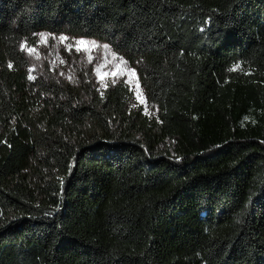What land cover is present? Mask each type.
<instances>
[{
    "label": "trees",
    "instance_id": "obj_1",
    "mask_svg": "<svg viewBox=\"0 0 264 264\" xmlns=\"http://www.w3.org/2000/svg\"><path fill=\"white\" fill-rule=\"evenodd\" d=\"M41 33L107 44L159 120L29 81ZM0 264H264V0H0Z\"/></svg>",
    "mask_w": 264,
    "mask_h": 264
},
{
    "label": "rangeland",
    "instance_id": "obj_2",
    "mask_svg": "<svg viewBox=\"0 0 264 264\" xmlns=\"http://www.w3.org/2000/svg\"><path fill=\"white\" fill-rule=\"evenodd\" d=\"M59 37L61 36L48 34L42 40L38 35L37 44L32 47L35 51L30 55L26 49L24 50L29 64L28 70L35 69L31 74L36 79H50L67 84L74 89H84L89 86L99 93L118 85H124L131 94L129 109H140L142 116L152 121L159 120V110L147 102L137 73L132 75L129 72V69L134 67L122 57L116 54L114 56L109 46L105 49L102 47L104 43L97 41L95 44L91 43L94 40L67 37L66 40L61 41ZM79 40L88 43L77 45L75 42ZM69 44L72 45L71 51L67 48ZM77 48L81 50L77 51ZM62 60L64 63H61ZM98 73L105 74L102 80L98 79ZM101 84L105 87H101ZM171 148L172 143L165 141L155 148L154 153L172 155Z\"/></svg>",
    "mask_w": 264,
    "mask_h": 264
},
{
    "label": "snow or ice",
    "instance_id": "obj_3",
    "mask_svg": "<svg viewBox=\"0 0 264 264\" xmlns=\"http://www.w3.org/2000/svg\"><path fill=\"white\" fill-rule=\"evenodd\" d=\"M39 35H40V37H41L42 40L45 39V38L48 36V34H46V33H41V34H39ZM59 39H60L61 41H64V40L67 39V37L61 36V37H59ZM75 43H76L77 45H84L85 43H88V42L83 41V40H79V41H76ZM91 43L95 44V41H92ZM71 47H72L71 44L67 45V48H68L69 51H71ZM102 47H104L105 49H107V48H108V45H107V44H104ZM20 48H21V50H25V49H26V51H27L30 55L35 51L32 47H27V45L24 44V43H22V44L20 45ZM80 50H81L80 48H77V51H80ZM113 55L115 56V53H113ZM121 59H122V58H121ZM61 63H64V61L62 60ZM138 63H139V62H138ZM8 67H9V69H11V68L13 67V65H12L11 62L9 63ZM239 67H240V65H239V64H236V65L234 66V68H233V69H229V71L235 70L236 68H239ZM34 70H35L34 68H30V69L28 70V73H29V74H28V76H27V79H28L29 81H33V80L36 79V77H34V76L31 74ZM129 72H130L132 75H136V70H135L134 68H130V69H129ZM104 75H105L104 73H98V79L102 80V79L104 78ZM113 76L115 77V73H113ZM101 87H105V85L101 84ZM61 183H62V181H61Z\"/></svg>",
    "mask_w": 264,
    "mask_h": 264
}]
</instances>
